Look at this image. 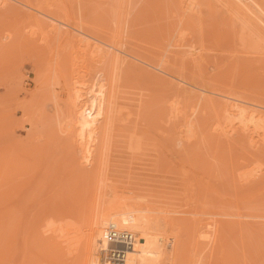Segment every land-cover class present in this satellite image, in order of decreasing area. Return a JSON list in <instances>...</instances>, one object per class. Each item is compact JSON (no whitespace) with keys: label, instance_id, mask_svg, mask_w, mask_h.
I'll use <instances>...</instances> for the list:
<instances>
[{"label":"rangeland","instance_id":"rangeland-1","mask_svg":"<svg viewBox=\"0 0 264 264\" xmlns=\"http://www.w3.org/2000/svg\"><path fill=\"white\" fill-rule=\"evenodd\" d=\"M159 1L163 2L164 0H0V202L2 201L0 205V256L1 253L3 255L0 257V262L2 261L0 264H8V262L9 264H22L23 260V264H57V261L62 262L63 260L65 261L64 264H80V262L81 264H90L94 258L91 257L92 255H89V252L85 251L86 249L84 247L82 248L85 250L82 248H76L74 251L72 250L73 253L71 252L72 248L70 249V241L67 240L69 237L66 234L67 229L72 227V224H76V226L80 228L78 231V240H81V230L87 223L86 221H88L94 208L97 207L99 203L101 204L102 200L110 202L113 197L115 198L117 196V199L122 195L124 196L120 197L121 200L124 198L122 201L126 200L128 203L134 204L132 196L135 193L134 202L138 205H141L143 202L142 206L144 208H142V214L145 213L146 216L149 215L148 217H151L155 212L160 213L161 211H168V215L174 219L176 226L174 230L171 229L167 235L172 238V235H174L173 232L178 233L180 230L183 233V236L188 242L189 249H187L190 250L189 264H198V262L199 264H264V38L260 37L261 34L258 35L257 31L260 29L259 27L264 28V23H262L264 12L261 13L263 16L256 12L258 17H261L260 22L257 19L258 17H255V14H250L253 16V21V19H251L252 17L248 15L251 11L247 9H245V11H247L246 13L248 14L245 16H250V18H247L242 14L240 15V13L244 12L242 11L243 7H241L242 12H240L239 9H236L238 6L234 7L231 3L230 5H233L232 7L236 9L234 10L229 5L230 0H228L227 3L230 8L223 0H181L182 3L178 0L177 3H181L184 8L177 6L176 0L171 2L169 5L170 7L162 5L161 7L163 8H161ZM248 1L251 9L252 6H254L253 8L255 10L252 9L253 11H256L255 6L257 1H259V3L261 2V6L264 8V0H256V2H254V0ZM72 2H74V4ZM188 3L191 4L190 7V4ZM237 11H239V13ZM246 13L244 12V14ZM239 16L241 17L240 20L238 19ZM256 19L259 21L258 24H262L261 26H256L257 23L252 24V22H256ZM251 29H254V31ZM117 40L120 41L118 42ZM114 43H117L116 47ZM141 53L142 55L144 54L145 57L144 55L140 57L139 54ZM115 56L117 57L118 62L116 61ZM111 57L112 59L114 57L115 60H110L109 58ZM143 60L147 62L145 63ZM114 61L117 64L114 63ZM120 61L121 63H119ZM118 64H121L123 68ZM117 66L119 68V71L117 70L118 73L121 72L119 75L123 76H119L120 79L117 78L118 74L117 71H115V69H118ZM129 67H131V69H129ZM163 67L166 70H164ZM169 68L171 70H169ZM167 70L170 74L173 73V75L181 74L180 76H182L183 79L186 77L185 80L187 83L183 82L186 85L181 83L178 87L173 84V79L176 80V78L173 77L172 74H168ZM110 71H113L112 73L115 71V74L117 75L116 78L118 79L117 81L115 78L117 82H114L116 92L119 96V99L116 98L118 100L116 102L123 104L120 106V104L117 103L120 107H117L115 104V107L121 110L114 112V108L113 115H115V118H113L114 116L112 117L113 119L107 125L108 128L106 127L105 129H102L103 131L101 132L103 133L100 131L96 133L95 127L98 120L103 117H100V115H104V113L97 111V108L95 107H91L93 110L89 107V110L86 109V111L83 112V117L87 120L86 123L79 120L71 121V119H80V117L74 115L71 112V109H69L71 108V104H69L71 103L70 94L78 87L80 92L85 95V98L87 95L88 98L85 100H90V98L95 95L96 91L102 86L105 85L106 87L107 83H105V81L109 82L108 79L112 77ZM132 72H136V75L141 74L139 76L140 78L143 76L141 79L144 80H141L138 76L137 81L135 82V80H132L131 78H136L137 76H135V74L131 76L129 75L132 74ZM189 72L192 75H190ZM142 73L144 75H142ZM126 75L130 76V78L126 77ZM113 76L115 77V75ZM162 76L165 77H163V81H167V83H165L166 85L161 81ZM169 76L172 77L170 78ZM114 77H112L113 81ZM195 77H199V80L198 78L195 79ZM157 79L160 82L149 85V83H154ZM170 79H172V83L169 82ZM128 82L130 84H128ZM198 82L200 83L198 84ZM116 85L117 87L120 86L116 88ZM125 85L128 87L122 92V89L124 88L121 87H124ZM208 85H211L214 89L217 88L220 90L223 88V94L229 93L228 108L224 107L225 105L221 98L223 95L219 94L223 90L216 93V90H211ZM150 86H153L152 89ZM160 86H162L164 90L160 88ZM156 89L159 93L155 92ZM166 89H168V92H166ZM170 89L173 92V95L170 93ZM129 91L132 92L130 93ZM151 91H154L153 94H151ZM144 92H150L151 95ZM67 93H69L70 100L68 99ZM90 93H92V95ZM156 93L158 95H156ZM167 93H169V95ZM183 95L185 98L188 97L185 99ZM234 95H241L245 99H238L236 98L238 96L234 97ZM156 96L160 97L159 100ZM207 96L210 97L208 98ZM169 99L171 102H169ZM130 100L132 101L130 102ZM125 101H129L130 103H126ZM136 102H138V105L135 104ZM168 102L170 104H167ZM190 103L193 105L191 104L190 106ZM230 103H234V106L231 107ZM131 104L133 109L130 107ZM183 104L186 106H183ZM194 104L196 106H194ZM210 104H212V106ZM218 104L220 106H218ZM208 105L210 107H207ZM213 105L217 106V110ZM174 106H176V108ZM121 107L124 108L122 109ZM140 107L146 108L141 110L139 109ZM181 107L182 109L180 110ZM196 107L200 108L199 111ZM229 107L232 109V114L230 116H228L229 114H225L229 112ZM209 108H211V110ZM221 108L223 109L221 110ZM65 109L67 111H65ZM135 109L137 111L139 110L137 112L138 114ZM212 109H215L216 111H213ZM226 109H228V112H225L227 111ZM128 110L132 112L130 113ZM140 110L143 111V113H141ZM178 112L180 114H178ZM193 112L200 114H194ZM116 113L118 114L116 115ZM126 113H130V115ZM140 113L142 115H140ZM152 114L154 115V119ZM126 115L128 116L125 117ZM135 115L136 119L134 118ZM139 115L140 118L138 117ZM193 115H196V117L194 118ZM218 115L220 117L222 115L221 119L219 117V121L217 120ZM72 116L75 118H72ZM160 116L163 117V120L161 119L162 117L159 118ZM200 116L202 117L200 118ZM205 116H208V119ZM128 117L129 119L131 118L133 124L130 123L131 121L128 120ZM141 117L144 119L142 122H140L142 120ZM189 117L192 118L191 121H189ZM203 117L205 118L204 121ZM93 118L95 119V122ZM181 118L182 120L184 119V123ZM212 119L220 124H222L221 122L225 124L220 125L219 123L212 121ZM157 120H159V122H156ZM78 121L80 123H78ZM125 121L129 123V125ZM172 121L176 123L173 124ZM75 122L77 123L75 124ZM124 122L126 123L125 126L123 125ZM193 122H196V124L199 123L195 125ZM160 123L163 127L160 126ZM185 123L186 125H184ZM79 124H83V126H79ZM130 124L132 126H130ZM147 124H151V126ZM175 124L176 127H174ZM191 124L193 126H191ZM218 124L223 127L225 125L227 126H225V128L221 127L222 130H225H223L224 132L221 133V128L219 129ZM63 125L64 127H67L66 129L69 133L63 128ZM133 125L134 128H132ZM194 125L197 128H195ZM92 126H94V128ZM123 126L126 127V129H123L124 131L121 129L124 128ZM147 126L151 127L148 128L150 130L146 128ZM168 126L172 128V133ZM214 126L218 128L215 129ZM88 127L89 129H87ZM183 127L188 129L185 128V133L189 132L191 134L195 132L190 135V137H193L194 139L190 138L188 133L189 138H187V140L185 139L187 134L183 135ZM191 127L192 129L195 128V130L193 129V131ZM71 129L77 133L72 132ZM114 129H116L117 132L116 130L112 131ZM126 130L129 132H126L125 134L124 132ZM166 130L170 133L168 131L167 133ZM178 130H181V132H177ZM118 131H121L124 134L122 135V133ZM148 131L151 132L148 133ZM70 132H72V134H70ZM152 132L154 133L153 136ZM210 132L214 135L212 133L210 135ZM215 132H217V135L219 133H221V135L217 136L215 135ZM117 133H120L124 138H122V136H117ZM168 134L171 136L175 134L174 136L177 135V137L182 136V140L184 141L190 139L186 142L189 147H186V144L183 146L177 145L178 150L180 149L179 151L177 150L179 154L181 153V149L182 154L186 153L187 148L190 149H187L189 152H193V149H195L194 153L190 152L192 155H196L198 152L202 153L206 150H217V148L219 150H222L221 148L225 149V152H223L224 150L222 151L225 153V156L221 171L217 169L216 165L213 166L214 171L208 173L198 165L188 163L179 164V161L176 160H171V162H169L171 164L163 162V159L161 158L163 157V154L160 149H163L165 141L171 137ZM71 135H73V138H71ZM74 135L76 138H74ZM124 135L130 137V140L127 141V137L125 138ZM136 135L138 136L134 139V136ZM222 135H224V138L220 137ZM113 136L118 140L114 139ZM141 136H144V138ZM138 137L140 139H138ZM212 137H214V139ZM150 138L151 140L153 139L154 142L150 141ZM210 138L213 139L212 141L215 140L213 143L216 142V145L213 144V146H211V142L207 143V141H211ZM225 138L229 139L227 140ZM123 139H126V142H124L125 144L122 141ZM136 139L139 140L140 143L136 141ZM142 139L148 140L149 144H151L150 142L154 143L151 144V146H158V148L157 146H154L156 148L155 150H160L155 152L157 155L153 152L155 150H149V148H152L151 146L146 147L145 144H147V141L145 140L146 142L144 141L145 143H143ZM161 139L166 140H163L164 142H162ZM195 139H198V141H195ZM216 139H220V141L218 140L219 144ZM77 140L79 142L86 141L88 144L95 143L96 145V142L98 141L101 142V145L105 144V146L102 145L103 148L102 146H99L100 143H97L99 146L97 148L102 147L104 150L106 149L105 151L109 149L107 153L103 154L105 159L103 158L104 160L102 159V161H100L101 164L98 163V156L95 154L94 156L92 155V157L90 156L92 158L90 160L93 161V167L91 166L92 163L90 160L88 163L83 164L81 159H79L80 157L77 158L75 156L77 155V148H80ZM119 140H121L120 143ZM129 142H132V146L130 145L131 148L137 147L136 144L139 147V149L137 148L138 150L134 148V151H131L134 155L131 154V149L127 151V147L131 144ZM190 142L193 144L194 148H192ZM127 143L129 144L126 147L125 145ZM134 143L135 146H133ZM139 144L143 145V149L141 147L142 145L140 146ZM222 144L223 146L224 144L227 145L224 148L221 146ZM199 146H201L200 149L202 150L204 147L207 149L205 148L206 150L196 151L199 150ZM111 147L115 150L113 151ZM72 152L74 156L72 155ZM141 153L144 157L146 154V157L144 158ZM151 153L154 154L155 157ZM109 155H112V158ZM136 155V159L139 160L136 161V159H134L136 162L132 163L131 160H133ZM156 156L162 159L161 162L160 160L155 161L156 165H154L156 168H158L157 163L164 165L166 163L170 168H167L168 166L166 165V167H163L164 165H162L165 169L159 167L162 171L160 169H158L159 171H155L157 169L152 163H154L153 160L157 158ZM152 157L154 159H152ZM124 158L128 160V162L123 161ZM158 158L156 160H158ZM140 159L142 162H140ZM78 160H80L83 167L78 163ZM121 160L124 163H122ZM145 160L147 161V164L151 166L153 165V168L147 165ZM164 161L167 160L164 159ZM112 163H114L113 167L110 166ZM134 163L135 165H133ZM73 164L77 168L80 166L79 170H81L83 174L80 173ZM105 164L107 165L105 166ZM129 164L133 168L129 167ZM160 164L158 166H160ZM65 165H67V167ZM90 166L93 169H91ZM110 167L113 169H118L119 167L118 170L121 168L122 171L125 173L127 172L126 175H124V172V176H122V172L117 175L119 176L121 174L120 176L122 177L130 178L125 180L121 178L118 180L120 176L117 177V175L114 174L115 171L116 173L118 172L117 169L112 170ZM67 168L71 169V171H68ZM87 168H90L93 171L91 172V170H89V173ZM109 168L112 170V173H110L111 171ZM132 169L133 172L131 171ZM144 169H147L148 171ZM151 169L153 171H151ZM167 170L169 172H167ZM87 171L88 173H86ZM135 171H138L139 173ZM163 171L166 172L163 174ZM142 172L146 177H143ZM140 173L142 174L141 176L138 175ZM80 174L81 176L84 175L85 178L83 176L80 178ZM88 174L90 177H88ZM108 174L115 175L114 177L118 178V181L116 182V179L110 176L115 179L114 181L118 184L117 186L113 181L114 184H116V188L111 181L113 179L110 180ZM147 176L151 177L152 182ZM9 177H11V179ZM94 177H96V179H94ZM137 177L140 178L138 179ZM141 177H143L142 179L144 181ZM82 178L84 179L80 180ZM86 180L89 183L86 182V184L84 182ZM145 180H148L149 182ZM100 183L103 186V188L100 187L101 189H99V186H101L99 185ZM126 183H129V185ZM135 183L140 185L141 189L139 190L141 191L143 184L147 183L143 186V188L145 187L144 190L146 188L150 189L152 186V191L154 190L153 188H155L158 193L155 191L152 192L151 189L143 190V193L141 191L139 192ZM107 185L109 186L107 187ZM125 185H127V188L124 187ZM130 185L133 186L130 187ZM173 185L175 187H173ZM171 187H173L172 190L175 188V190H173L174 195H172V193L169 194V192H172ZM162 188L165 190V192L163 191L164 193L160 192L162 191ZM189 189H191V192L188 197H185L186 191ZM107 190L109 193L110 191L112 192L113 190L114 192L115 190V193L112 194V192L108 195ZM131 190L132 193L130 192ZM175 191L179 195L175 194ZM116 192H118V195H116ZM119 192H121V194ZM145 192L148 194H145ZM154 193L163 195L164 197L161 196L160 198V196H156ZM141 195H143L142 197L144 199ZM146 195L150 196L147 197ZM169 195L175 197L171 198ZM110 196L111 198H109ZM137 196H140L142 199H137ZM23 198L27 202L26 204ZM149 198L150 200H148ZM135 200H138L137 202L139 203ZM104 201H102V203H108L107 201ZM2 204L5 206L1 207ZM11 204L13 207H11ZM148 206L153 207L155 210ZM7 207L8 209H6ZM147 207L149 209H147ZM144 210L146 212H144ZM6 213L11 214L8 215ZM149 213H151V215ZM184 220L188 223L185 228L182 227V222ZM4 222L6 225L8 224L7 227H5L6 225H4ZM57 224H60L59 227ZM64 224L67 228L63 226ZM1 225L4 226L2 227ZM62 227H64V230L66 229L65 233H63L65 237L62 235L64 238L57 234L59 233L60 235V232H64L60 231ZM55 231L56 233H54ZM219 231L224 235L221 240L217 235V232ZM4 233H7L6 236H4ZM133 233L136 235L137 232ZM11 235L17 241L12 238ZM51 235L52 237L55 235L53 237L55 242L53 239L51 240ZM167 235L162 236L167 239L169 238ZM3 239L8 244H4L5 242L3 243V241H1ZM5 239L9 241H6ZM62 239L65 240L63 241ZM9 243H12V251L11 248H9ZM47 244L50 245L48 246ZM61 245L62 247L64 245L65 248L60 247ZM166 245H168L167 240L165 244L160 247ZM1 247L7 249L4 250L2 248V250ZM61 248L63 249V252L59 254L60 251H62ZM6 252L7 255H5ZM68 252L70 255L69 258L67 256ZM18 254L21 256H18ZM94 256L99 258L101 252L94 253ZM5 257L7 260L4 259ZM57 258H60L61 260ZM78 258H81L83 261L81 259L78 260ZM54 259L57 261H54ZM163 264L171 263L166 259Z\"/></svg>","mask_w":264,"mask_h":264},{"label":"bare ground","instance_id":"bare-ground-1","mask_svg":"<svg viewBox=\"0 0 264 264\" xmlns=\"http://www.w3.org/2000/svg\"><path fill=\"white\" fill-rule=\"evenodd\" d=\"M124 1H126V0H124ZM172 1H174V0H164L163 2H161V1H159V4H160V7L162 6V5H166L165 7H168L170 4H171V2ZM177 1L178 0H176V3H177ZM179 1H181V0H179ZM185 1V0H184ZM188 1H190V0H188ZM223 1H225V3L227 4L228 3V0H223ZM248 0H230V3H229V5L232 3L233 5H234V7H237L238 6V8H236V9H239L240 10V12H242V11H244L245 13L247 12V11H245V9H247V10H249V11H251V13H246V14H244V12H242V13H240V15L242 14L243 16H245V15H252V14H255V17H258V15H257V13L259 14H261V13H263L264 12V8L261 6L262 5V3L260 4L259 3V1H257V3H256V11H253L252 9H254L253 7L254 6H252V9L250 8V6H249V4L250 3H248L247 2ZM187 2V1H186ZM253 2V1H252ZM254 2H256V0H254ZM73 4H74V2H72ZM181 3H182V1H181ZM179 4V2L177 3V6H181L182 8H184L183 6H182V4ZM184 3V2H183ZM191 3V2H190ZM190 3H188V4H190ZM70 4H71V2H70ZM69 4V5H70ZM72 4V5H73ZM158 4V3H157ZM225 4V5H226ZM76 5V4H75ZM74 5V6H75ZM228 5V4H227ZM228 5V6H229ZM232 5V6H233ZM242 5V6H241ZM132 6V5H131ZM158 6V5H157ZM191 6V4L189 5V7ZM231 6V5H230ZM230 6H229V8H230ZM231 6V7H232ZM264 6V5H263ZM170 7V6H169ZM186 7H188V6H186ZM234 7H232L233 9H234ZM241 7H243V9L241 8ZM161 8H163V7H161ZM236 9H234V10H236ZM241 9H242V11H241ZM255 10V9H254ZM238 13H239V11H237ZM237 12H236V14H237ZM254 12V13H253ZM257 12V13H256ZM259 14V15H260ZM264 14V13H263ZM263 14H261L262 16H263ZM250 15V16H251ZM242 16V17H243ZM250 16H245V17H247V18H250ZM252 18L251 19H253V16H251ZM187 18V17H186ZM240 16H239V20H240ZM244 18V17H243ZM259 21L261 20V17H258L257 18ZM257 19L255 20L256 22H252V24L254 23V24H256V26L258 25H260V24H258V22L259 21H257ZM264 20V19H263ZM263 20H262V23H264L263 22ZM245 21V20H244ZM253 21H254V19H253ZM243 22V21H242ZM241 22V23H242ZM261 22V21H260ZM262 25V24H261ZM260 25V26H261ZM245 26H246V24H245ZM258 28V27H257ZM260 28V29H259ZM258 29L259 30H257L258 31V35L259 34H261L260 35V37H262V38H264V28H261V27H259ZM252 30V29H251ZM252 31H254V29L252 30ZM260 31V32H259ZM252 33V32H251ZM120 36V35H119ZM118 41V40H117ZM120 41V40H119ZM118 41V42H119ZM116 42V41H115ZM117 42V43H118ZM117 43L115 44V47H116V45H117ZM122 43V42H121ZM114 46V45H113ZM118 46H119V44H118ZM131 49V48H130ZM141 49V48H140ZM144 50V49H143ZM134 52H136V51H134ZM139 52V51H138ZM184 52V51H183ZM137 53V52H136ZM145 53V52H144ZM148 53H149V51H148ZM134 54V53H133ZM151 54V53H150ZM155 54V53H154ZM105 55V54H104ZM104 55H102L103 57H105ZM140 55V57L141 56H143L142 55V53L141 54H139ZM148 55V54H147ZM112 56V55H111ZM114 56V55H113ZM117 56V55H116ZM115 56V58H116V61L118 62V59H117V57ZM144 57H145V55H144ZM155 57V56H154ZM194 57H195V55H194ZM121 58V57H120ZM124 58V57H123ZM138 58V57H137ZM147 58V57H146ZM155 58H157V57H155ZM101 59V58H100ZM110 60L112 59V57L111 58H109ZM113 59H114V57H113ZM113 59H112V61H113ZM140 59H143V58H140ZM162 59V58H161ZM194 59V58H193ZM192 59V60H193ZM115 60V59H114ZM156 60V59H155ZM123 61V60H122ZM136 61V60H135ZM144 61V60H143ZM159 61V60H158ZM132 62V61H131ZM145 62V61H144ZM147 62V61H146ZM145 62V63H146ZM151 62V61H150ZM106 63H107V61H106ZM111 63V62H110ZM114 63H116L115 61H114ZM119 63H121V61L119 62ZM141 63V62H140ZM198 63V62H197ZM117 64V63H116ZM115 64V65H116ZM132 64V63H131ZM155 64H156V62H155ZM11 65V64H10ZM119 65V64H118ZM124 65H125V63H124ZM133 65V64H132ZM161 65V64H160ZM165 65V64H164ZM111 66V65H110ZM119 66H121V64L119 65ZM142 66V65H141ZM122 67V66H121ZM124 67H126V66H124ZM134 67V66H133ZM166 67V66H165ZM113 68V67H112ZM111 68V69H112ZM116 68V67H115ZM117 68H118V66H117ZM123 68V67H122ZM164 68V67H163ZM110 69V68H109ZM121 69V68H120ZM128 69V68H127ZM129 69H131V67H129ZM128 69V70H129ZM139 69V68H138ZM142 69V68H141ZM154 69V68H153ZM160 69H161V66H160ZM119 71V68L118 69H115V71ZM125 70V69H124ZM124 70H122V71H124ZM134 70V69H133ZM136 70V69H135ZM143 70V69H142ZM164 70H166L165 68H164ZM169 70H171L170 68H169ZM108 71V70H107ZM115 71H114V73H112L111 71V73H112V77H114L113 75H115V77H114V81H113V79H112V77H110V79H108V81L109 82H106L105 81V83H107V85H106V87H105V85L104 86H102L98 91H96V93H95V95H93L91 98H90V100L88 99V100H85V99H87L88 97H87V95H86V98L84 97L85 95H83L81 92H80V90L78 89V87H77V89L76 90H74V91H72L71 92V96H70V98H71V103H69V104H71L70 105V107L71 108H69V109H71V112L74 114V115H76V116H79L80 117V119H82V120H80V119H71V121H73V120H79V121H81V122H84V123H86L87 122V120L83 117V112H85L86 111V109L87 110H89L88 108L90 107V109H92L91 107H95V108H97V111H101V113L103 112L104 113V115H100V117H102L101 119H99L100 120V122H99V120H98V123H97V125H96V127H95V131H96V133H98V131H103L102 129H105L106 127L108 128V124L111 122V120L113 119V118H115V115H113V113L114 112H117L118 110H121V109H118V108H116L115 107V104L117 105V107H120L121 106V104H123V103H120V102H116V101H118L117 99H119V96H118V94H117V92H116V89H115V84H114V82L117 80L118 81V79L117 78H119V76H121V75H119V74H121V72H119L118 73V71H117V74H118V76L115 74ZM121 71V70H120ZM132 71V70H131ZM139 71V70H138ZM147 71V70H146ZM105 72H106V70H105ZM126 72V71H125ZM128 72V71H127ZM148 72V71H147ZM150 72H152V71H150ZM149 72V73H150ZM171 72V71H170ZM173 72V71H172ZM107 73V72H106ZM138 73V72H137ZM166 73V72H165ZM167 73L168 74H170L169 73V71L167 70ZM180 73V72H179ZM190 73V72H189ZM188 73V74H189ZM193 73V72H192ZM198 73V72H197ZM92 74V73H91ZM109 74V73H108ZM126 74H128V73H126ZM133 74H135V76H137L136 78L135 77H133V78H131L132 80L134 79L135 80V82L137 81V78H138V76L139 75H141V74H137L136 75V72H132V74H129L130 76L131 75H133ZM157 74V73H156ZM172 75H173V73H171ZM170 74V75H171ZM183 74V73H182ZM194 74V73H193ZM199 74V73H198ZM201 74H203V73H201ZM96 75V74H95ZM125 75V74H124ZM142 75H144L143 73H142ZM147 75V74H146ZM167 75V74H166ZM165 75V76H166ZM181 74H179V75H173V77H175L176 78V80L175 79H173L174 81H173V84H175L176 86H180V84L182 83V84H185V83H183V82H186V77H185V79H183L182 78V76H180ZM190 75H192L191 73H190ZM98 76V75H97ZM107 76V75H106ZM116 76H117V78H116ZM130 76H127L126 75V77H129L130 78ZM150 76V75H149ZM149 76H148V78H149ZM168 76V75H167ZM185 76V75H184ZM194 76H196V75H194ZM99 77V76H98ZM121 77H123V76H121ZM143 77V76H142ZM141 77V78H142ZM163 77L164 76H162V78H161V81H163ZM170 78L172 77V76H169ZM178 77H181V78H178ZM71 78V77H70ZM94 78V77H93ZM115 78H116V80H115ZM125 78V77H124ZM123 78V79H124ZM139 78H140V76H139ZM140 78V79H141ZM148 78H147V81H148ZM165 78V77H164ZM198 78V80H199V77H197ZM196 77H195V79H197ZM208 78V77H207ZM99 79V78H98ZM120 79V78H119ZM128 79V78H127ZM139 79V80H140ZM145 79H146V77H145ZM150 79V78H149ZM169 79V78H168ZM209 79V78H208ZM64 80H66V79H64ZM73 80V79H72ZM106 80V79H105ZM121 80H122V78H121ZM129 80V79H128ZM141 80H144V79H141ZM164 80H167V79H164ZM171 80L172 79H170L169 80V82H171ZM188 80V79H187ZM192 80V79H191ZM93 81V80H92ZM97 81V80H96ZM116 81V82H117ZM120 81V80H119ZM150 81H151V79H150ZM157 81V82H156ZM154 83H149V85H153V84H155V83H158V82H160V81H158V79L156 80ZM189 81H190V78H189ZM204 81V80H203ZM209 81H211V80H209ZM77 82V81H76ZM89 82V81H88ZM126 82V81H125ZM141 82V81H140ZM153 82V81H152ZM164 82V81H163ZM169 82H168V84H169ZM192 82V81H191ZM67 83H69V82H67ZM72 83V82H71ZM121 83V82H120ZM122 83H123V80H122ZM121 83V84H122ZM143 83H145V82H143ZM165 83H167V81L166 82H164V84ZM172 83V82H171ZM171 83H170V86H171ZM187 83V82H186ZM200 82H198V84H199ZM206 83V82H205ZM125 84V83H124ZM128 84H130L129 82H128ZM127 84V85H128ZM132 84V83H131ZM134 84V83H133ZM139 84V83H138ZM137 84V85H138ZM142 84V83H141ZM160 84V83H159ZM162 84V83H161ZM206 84H208V83H206ZM210 84V83H209ZM91 85V84H90ZM101 85H103V84H101ZM145 85H147V84H145ZM149 85H147V86H149ZM166 85V84H165ZM186 85V84H185ZM194 85V84H193ZM197 85V84H196ZM201 85V84H200ZM211 85H212V83H211ZM211 85H208L209 87H210V89L211 90H213L214 88H212L211 87ZM68 86V85H67ZM70 86V85H69ZM72 86V85H71ZM86 86V85H85ZM120 86V85H119ZM118 86V87H119ZM163 86V85H162ZM162 86H160V88H162L163 90H164V88L162 87ZM175 86V87H176ZM182 86V85H181ZM188 86H190V85H188ZM195 86V85H194ZM87 87L89 88V86L87 85ZM105 87V88H104ZM117 87V85H116V88H118ZM126 87H128V86H122L121 88H124V89H122V92L125 90V89H127ZM134 87V86H133ZM132 87V88H133ZM141 87H142V85H141ZM153 87V86H152ZM152 87L150 86V88L152 89ZM167 87H169V86H167ZM173 87V86H172ZM193 87V86H192ZM192 87H190V88H192ZM199 87V86H198ZM71 88V87H70ZM144 88V87H143ZM147 88V87H146ZM166 88V87H165ZM170 88V87H169ZM182 88V87H181ZM187 88V87H186ZM68 89V88H67ZM66 89V90H67ZM73 89V88H72ZM71 89V90H72ZM82 89H84V88H82ZM81 89V90H82ZM130 89V88H129ZM150 89V90H151ZM158 89V88H157ZM157 89L155 90V92H158L159 91V89H158V91H157ZM199 89V88H198ZM95 90V89H94ZM120 90V89H119ZM143 90H145V89H143ZM147 90V89H146ZM149 90V91H150ZM161 90V89H160ZM163 90H162V92H163ZM168 89H166V92H168L167 91ZM173 90V89H172ZM176 90V89H175ZM179 90V89H178ZM181 90V89H180ZM186 90V89H185ZM188 90V89H187ZM192 90H194L193 88H192ZM211 90H210V92H211ZM216 90V93H219L220 92V90H223V88H221L220 90L219 89H217V88H215L214 89V91ZM218 90V91H217ZM117 91H118V89H117ZM132 91H134V90H132ZM131 91V92H132ZM226 91H228V90H226ZM226 91H225V93H226ZM69 92V91H68ZM87 92V91H86ZM119 92V91H118ZM128 92V91H127ZM130 92V91H129ZM130 92V93H131ZM136 92V91H135ZM153 92L154 91H151V94H153ZM161 92V91H160ZM161 92V93H162ZM165 92V91H164ZM194 92V91H193ZM198 92V91H197ZM224 93V90L223 91H221V93ZM229 92V91H228ZM239 92V91H238ZM92 93H94V92H92ZM92 93H90L91 95H92ZM143 93V92H142ZM144 93H149L150 94V92H144ZM159 93V92H158ZM170 93L173 95V92L171 91V89H170ZM214 93V92H213ZM221 93H219L220 95H223V97H221L222 99H223V104L225 105L224 107H227L228 108V106H229V104H228V98H229V93L228 94H221ZM66 94V93H65ZM68 95V99H69V93H67ZM120 94L122 95V93L120 92ZM128 94V93H127ZM137 94H138V92H137ZM150 94V95H151ZM163 94V93H162ZM166 94V93H165ZM164 94V95H165ZM168 95H169V93H167ZM177 94V93H176ZM187 94V93H186ZM198 94V93H197ZM116 95H117V97H116ZM147 95V94H146ZM149 95V96H150ZM156 95H158L157 93H156ZM178 95V94H177ZM176 95V96H177ZM192 95V94H191ZM209 95V94H208ZM211 95V94H210ZM89 96V95H88ZM145 96V95H144ZM179 96V95H178ZM177 96V97H178ZM184 96V95H183ZM218 96V95H217ZM236 96H238V97H236ZM58 97V96H57ZM146 97H148V96H146ZM157 97V96H156ZM164 97V96H163ZM170 97H171V95H170ZM173 97V96H172ZM182 97V96H181ZM188 97V96H187ZM186 97V98H187ZM208 98L210 97V96H207ZM213 97V96H212ZM220 97V96H219ZM234 97H236V98H238V99H245L243 96H241V95H234ZM240 97V98H239ZM117 98V99H116ZM123 98V97H122ZM132 98V97H131ZM142 98H143V96H142ZM141 98V99H142ZM158 98V100H159V96L157 97ZM161 98H162V96H161ZM166 98V97H165ZM179 98V97H178ZM184 98H185V96H184ZM185 98V99H186ZM190 98V97H189ZM195 98V97H194ZM67 99V100H68ZM198 99V98H197ZM196 99V100H197ZM213 99V98H212ZM211 99V100H212ZM66 100V101H67ZM70 100V99H69ZM121 100V99H120ZM123 100V99H122ZM134 100V99H133ZM139 100V99H138ZM148 100V99H147ZM174 100V99H173ZM177 100H179V99H177ZM176 100V101H177ZM183 100V99H182ZM189 100V99H188ZM132 100H130V102H131ZM141 101V100H140ZM150 101V100H149ZM152 101V100H151ZM168 101V100H167ZM186 101V100H185ZM184 101V102H185ZM202 101V100H201ZM204 101V100H203ZM221 101V100H220ZM64 102V101H63ZM123 102V101H122ZM126 102V101H125ZM124 102V103H125ZM129 101H127L126 103H130ZM153 102V101H152ZM157 102V101H156ZM169 102H171L170 101V99H169ZM167 103V104H170V103ZM174 102V101H173ZM196 102H198V101H196ZM210 102V101H209ZM213 102V101H212ZM120 104V106L118 105V104ZM143 103H144V101H143ZM153 103H155V102H153ZM175 103H177V102H175ZM179 103H180V101H179ZM182 103V102H181ZM186 103H187V101H186ZM185 103V104H186ZM199 103H200V101H199ZM65 104V103H64ZM132 104H133V102H132ZM132 104H131V106L130 107H132ZM135 104H137L138 105V102H136ZM150 104V103H149ZM152 104V103H151ZM191 104L192 103H190V106H191ZM196 104V103H195ZM194 104V106H196ZM208 104V103H207ZM231 105V107H233L234 106V103H230ZM68 105V104H67ZM126 105V104H125ZM124 105V106H125ZM173 105H175V104H173ZM182 105V104H181ZM193 105V104H192ZM197 105H198V103H197ZM205 105H206V103H205ZM211 106H212V104H210ZM65 106H66V104H65ZM69 106V105H68ZM123 106V105H122ZM158 106H159V104H158ZM162 106V105H161ZM183 106H186V105H184L183 104ZM189 106V105H188ZM193 106V107H194ZM204 106V105H203ZM213 106H215L214 108L216 109V105H213ZM218 106H220L219 104H218ZM128 107V106H127ZM136 107V106H135ZM169 107H171V106H169ZM173 107V106H172ZM175 108H176V106H174ZM201 107V106H200ZM207 107H210L209 105L207 106ZM206 107V108H207ZM114 108H115V111H114ZM122 109L124 108V107H121ZM144 108H146V107H144ZM143 107L141 108H139V109H141V110H143L144 109ZM150 108V107H149ZM153 108H154V106H153ZM185 108V107H184ZM183 108V109H184ZM187 108V107H186ZM197 108V107H196ZM204 108H205V106H204ZM117 109V110H116ZM128 109H130V108H128ZM132 109H133V107H132ZM177 109H179V108H177ZM182 109V107L180 108V110ZM199 109L200 108H197V110L199 111ZM203 109V108H202ZM210 110H211V108H209ZM213 110V111H216V110ZM219 109V108H218ZM223 108H221V110H222ZM229 109H230V107H229ZM93 110V109H92ZM125 110H126V108H125ZM136 110V109H135ZM140 110V111H141ZM153 110V109H152ZM152 110H150V111H152ZM156 110H157V108H156ZM158 110H159V108H158ZM165 110H167V109H165ZM195 110V109H194ZM205 110V109H204ZM227 111H225V112H228V109H226ZM65 111H67L66 109H65ZM70 111V110H69ZM68 111V112H69ZM91 111V110H90ZM114 111V112H113ZM139 111V110H138ZM137 110H136V113L138 112ZM170 111V110H169ZM174 111V110H173ZM177 111V110H176ZM175 111V112H176ZM186 111V110H185ZM192 111V110H191ZM202 111V110H201ZM232 109H230L229 110V112L228 113H225V114H229L228 116H230L231 114H232ZM70 112V113H71ZM128 112H130L129 110H128ZM132 112V111H131ZM130 112V113H131ZM153 112V111H152ZM151 112V113H152ZM212 112V111H211ZM69 113V114H70ZM71 113V114H72ZM88 113V112H87ZM130 113H126V114H129L130 115ZM141 113H143V111H141ZM140 113V115H142ZM145 113V112H144ZM166 113V112H165ZM170 113V112H169ZM169 113H168V115H169ZM183 113V112H182ZM194 113V112H193ZM204 114H206L205 112H203ZM208 113V112H207ZM222 113V112H221ZM220 113V114H221ZM68 114V113H67ZM72 114V115H73ZM118 113H116V115H117ZM138 114V113H137ZM147 114V113H146ZM163 114V113H162ZM175 114V113H174ZM173 114V115H174ZM177 114V113H176ZM178 114H180L179 112H178ZM184 114H185V112H184ZM191 114V113H190ZM194 114H200V113H194ZM213 114V113H212ZM218 114V113H217ZM219 114V115H220ZM223 114H224V112H223ZM132 115V114H131ZM140 115L138 116L139 118H140ZM153 115V114H152ZM183 115V114H182ZM192 115V114H191ZM190 115V116H191ZM201 115H202V113H201ZM208 115H210V114H208ZM216 115V114H215ZM215 115H214V118H215ZM217 116L216 118H217V120L219 121V117L220 116ZM9 116H11V115H9ZM65 116V115H64ZM90 116H91V114H90ZM114 116V117H113ZM128 115H126L125 117H127ZM147 116H148V114H147ZM149 116H150V114H149ZM167 116V115H166ZM171 116V115H170ZM169 116V117H170ZM185 116H186V114H185ZM225 116V115H224ZM74 116H72V118H73ZM113 117V118H112ZM131 117V116H130ZM134 117V116H133ZM143 117H145V116H143ZM162 116H160L159 118H161ZM177 117H179V116H177ZM184 117V116H183ZM188 117V116H187ZM192 117V116H191ZM193 117L195 118L196 117V115L194 116L193 115ZM198 117V116H197ZM202 116H200V118H201ZM207 119H208V116H205ZM210 117V116H209ZM213 117V116H212ZM221 117H222V115H221ZM221 117H220V119H221ZM75 118V117H74ZM135 119H136V115H135V117H134ZM159 118H157V119H159ZM168 118V117H167ZM167 118H166V120H167ZM190 118V117H189ZM200 118H198V119H200ZM65 119V118H64ZM94 119V118H93ZM133 119V118H132ZM141 121L140 122H142L144 119L141 117ZM153 119H154V115H153ZM162 120H163V117L161 118ZM161 119H160V122H161ZM169 119V118H168ZM170 119H171V117H170ZM180 119V118H179ZM186 119V118H185ZM191 119L192 118H190V120L189 121H191ZM197 119V118H196ZM224 119V118H223ZM125 120H126V118H125ZM128 120H130L131 122L130 123H132L133 124V122H132V120H131V118L129 119V117H128ZM127 120V121H128ZM177 120V119H176ZM175 120V121H176ZM181 120H182V118H181ZM184 120V119H183ZM182 120V121H183ZM205 120V118L203 117V121ZM211 120V119H210ZM78 121V123H80ZM121 121L123 122V120L121 119ZM120 121V122H121ZM133 121H135V120H133ZM146 121V120H145ZM150 121V120H149ZM174 121V120H173ZM172 121V122H173ZM182 121H180V122H182ZM197 121H199V120H197ZM207 121V120H206ZM205 121V122H206ZM212 121H215L214 119H212ZM222 121V120H221ZM66 122V121H65ZM94 122H95V119H94ZM118 122H119V120H118ZM126 122V121H125ZM124 122V126L126 125V123ZM154 122V121H153ZM152 122V123H153ZM156 122H159V120H157ZM165 122V121H164ZM169 122V121H168ZM178 122H179V120H178ZM204 122V123H205ZM208 122V121H207ZM210 122V121H209ZM216 122V121H215ZM226 122V121H225ZM68 123V122H67ZM77 122H75V124H76ZM147 123V122H146ZM145 123V124H146ZM170 123V122H169ZM174 123H176V122H173V124ZM183 123H184V121H183ZM186 123H188L187 121H186ZM186 123L184 124V125H186ZM190 123H192V122H190ZM199 123V122H198ZM197 123V124H198ZM202 123V122H201ZM203 123V124H204ZM216 123H219V122H216ZM223 125L225 124V123H223V122H221ZM128 125H129V123H127ZM181 124V123H180ZM193 124H195V125H197L196 124V122H193ZM220 124V123H219ZM219 124H218V127H219V129L222 127V128H225V126L223 127V126H219ZM222 124H220V125H222ZM85 125V124H84ZM147 125H150L151 126V124H147ZM155 125L157 126V124L155 123ZM162 124L160 123V126H161ZM168 125V124H167ZM167 125H166V128H167ZM188 125H189V123H188ZM195 125H194V127H195ZM202 125V124H201ZM200 125V126H201ZM213 125V124H212ZM215 125V124H214ZM67 126H69V125H67ZM74 126V125H73ZM78 126V125H77ZM79 126H83V124L82 125H80L79 124ZM87 126H88V123H87ZM120 126V125H119ZM123 126V127H124ZM130 126H132L131 124H130ZM146 126V125H145ZM159 126V125H158ZM174 126V125H173ZM191 126H193L192 124H191ZM209 126V125H208ZM70 127V126H69ZM93 128H94V126H92ZM91 127V128H92ZM121 127V126H120ZM161 127H163V126H161ZM171 130H170V132L172 133L173 132V130H172V128L170 127V126H168ZM174 127H176V124H175V126ZM178 127H179V123H178ZM215 127V126H214ZM218 127H215V129L216 128H218ZM227 127V126H226ZM63 128H67V127H64V125H63ZM75 128V127H74ZM86 128V127H85ZM132 128H134V125H133V127ZM131 128V129H132ZM147 129L148 128H151V127H146ZM153 128V127H152ZM184 128V127H183ZM186 128V127H185ZM184 128V132H183V135L185 134H189V137H190V135H192L193 133H195V132H193V133H189V132H187V133H185V130L187 129H185ZM195 128H197V127H195ZM195 128H193L194 130H195ZM200 128V127H199ZM212 128V127H211ZM222 128L220 129V131H221V133L222 132H224L223 130H222ZM69 129V128H68ZM73 129V128H72ZM71 129V131L72 132H76V131H73ZM76 129V128H75ZM87 129H89V127L87 128ZM122 130L123 129H126V127H124V128H121ZM130 129V128H129ZM128 129V130H129ZM176 129V128H175ZM178 129V128H177ZM182 129V128H181ZM191 129H192V127H191ZM192 129V130H193ZM206 129V128H205ZM210 129V128H209ZM64 130V129H63ZM76 130H78V129H76ZM86 130V129H85ZM91 130V129H90ZM116 129H114V130H112V131H115ZM128 130H126L124 133L126 134V132L128 133L129 131ZM133 130V129H132ZM148 130H150V129H148ZM152 130V129H151ZM160 130V129H159ZM164 130V129H163ZM188 130V129H187ZM190 130V129H189ZM193 130V131H194ZM201 130V129H200ZM212 130H214V129H212ZM65 131V130H64ZM63 131V132H64ZM66 131H67V129H66ZM65 131V132H66ZM70 131V130H69ZM92 131H94V130H92ZM106 131H107V129H106ZM124 131V130H123ZM161 131V130H160ZM168 130H166V132H167ZM181 132V130H178L177 132ZM215 131V130H214ZM217 131V130H216ZM68 132V131H67ZM72 132H70V134H72ZM86 132V131H85ZM88 132V131H87ZM91 132V131H90ZM100 132H99V134H100ZM108 132V131H107ZM116 132H117V130H116ZM118 132H121V131H118ZM149 132H151V131H148V133ZM169 132V131H168ZM167 132V133H168ZM169 132V133H170ZM179 132V133H180ZM192 132V131H191ZM198 132V131H197ZM196 132V133H197ZM204 132V131H203ZM207 132V131H206ZM205 132V133H206ZM219 132V131H218ZM69 133V132H68ZM77 133V132H76ZM81 133H82V131H81ZM101 133H103V132H101ZM122 133V135L124 134L123 132H121ZM147 133V134H148ZM178 133V134H179ZM200 133V132H199ZM209 133V132H208ZM211 133L212 132H210V135H211ZM217 132H215V135H217L216 134ZM221 133H219L218 135H221ZM65 134H67V133H65ZM74 134V133H73ZM91 134V133H90ZM93 134V133H92ZM107 134V133H106ZM114 134V133H113ZM145 134V133H144ZM188 134L186 135V140H187V138H189L188 137ZM213 134V133H212ZM227 134H228V132H227ZM86 135V134H85ZM84 135V136H85ZM108 135V134H107ZM111 135V134H110ZM117 136H122L120 133L118 134H116ZM129 135H131V134H129ZM154 135V133L152 132V136ZM169 135V134H168ZM175 135V134H174ZM171 136V135H169V136H171L169 139H167V141H165V144H164V147H163V149H160L161 150V152H162V154H163V157H161L162 159H163V162H167V164H171V163H169V162H171V160H176V161H179V164H184V163H188V164H192V165H198V166H200V167H202L204 170H206V172H212V171H214V168H213V166H217V169L218 170H220L221 171V168H222V165H223V161H224V154L225 153H223V152H225V149H223V148H221L222 150H219L218 148H217V150H214L213 149V151L212 150H206L207 148L206 147H204V149L203 150H206V151H204V152H202V153H199L198 152V154H196V155H192V154H190V152H192V151H187V149H189V148H187L186 149V153H184V154H182V149H181V153L179 154L178 152H177V150H178V148H177V145H181V146H183V145H185L186 144V142H188V141H184V140H182V136L180 137H177V135L176 136ZM207 135V134H206ZM214 135V134H213ZM217 135V136H218ZM67 136H69L68 134H67ZM72 137L71 138H73V135H71ZM77 136V135H76ZM91 136V135H90ZM101 136H102V134H101ZM104 136V135H103ZM114 136H115V134H114ZM113 136V137H114ZM125 136V135H124ZM137 136L138 135H136V136H134V139L135 138H137ZM147 136H149V135H147ZM157 136V135H156ZM216 136V137H217ZM224 135H222V136H220V137H223ZM78 137H80V136H78ZM97 137H98V135H97ZM110 137V136H109ZM113 137H112V139H113ZM127 137V141L128 140H130V137H128L127 135L125 136V138ZM133 137V136H132ZM141 137H143L144 138V136H141ZM202 137H203V135H202ZM201 137V138H202ZM227 137V136H226ZM229 137V136H228ZM12 138V137H11ZM10 138V139H11ZM74 138H76L75 137V135H74ZM122 138H124L123 136H122ZM129 138V139H128ZM152 138V137H151ZM151 138L149 139L150 141H152V142H154L153 141V139L151 140ZM183 138V139H184ZM190 138H192V139H194L193 137H190ZM200 138V139H201ZM213 139H214V137H212ZM212 138H210L211 139V141H207V143H209V142H211L212 144H211V146H213V144H215L216 145V142L215 143H213L214 141H212L213 139ZM224 138V137H223ZM111 139V138H110ZM109 139V140H110ZM114 139H117V138H115L114 137ZM120 139V138H119ZM133 139V138H132ZM138 139H140L139 137H138ZM148 139V138H147ZM166 139H163V140H166ZM203 139V138H202ZM201 139V140H202ZM222 139V138H221ZM225 139H227V138H225ZM229 139V138H228ZM227 139V140H228ZM14 140H16V139H14ZM66 140V139H65ZM70 140V139H69ZM75 140V139H74ZM73 140V141H74ZM108 140V141H109ZM118 140V139H117ZM125 140V141H124ZM143 140V143H145L146 141V143L147 144H145L146 145V147L147 146H151V144H154V143H152V142H150L151 144H149L148 142V140H146V139H142ZM146 140V141H145ZM155 140V139H154ZM162 140V139H161ZM162 140V142H164ZM198 141V139H195V141ZM200 140V141H201ZM207 140H208V138H207ZM220 141V139H216V141L218 142V144H219V141ZM223 140V139H222ZM226 140V141H227ZM10 141H13V140H10ZM93 141V140H92ZM98 141V140H97ZM99 141H100V138H99ZM96 142V145H95V143H90V144H88V143H86V141L84 142H82V141H78L77 140V142H79V146H80V148L78 147L77 148V155H75L77 158L78 157H80L79 159H81V162L83 163V164H86V163H88L89 162V160L90 159H92L91 157H92V155L94 156V154L95 155H97L98 156V163H100V161H102V159L104 158V153H107V151L109 150V149H107V151H105L103 148V146H105V144L102 146L101 145V142ZM102 141V140H101ZM120 141L121 140H119V143H120ZM123 141V143L124 142H126V139H123L122 140ZM136 141H138L139 142V140H137L136 139ZM145 141V142H144ZM193 141V140H192ZM203 141V140H202ZM206 141V140H205ZM15 142V141H14ZM76 142V143H77ZM111 142H112V140H111ZM137 142V143H138ZM68 143V142H67ZM70 143V142H69ZM100 143V145L99 146H102V147H100V148H97V147H99L98 146V144ZM106 143V142H105ZM122 143V142H121ZM122 143V144H123ZM129 143H131V144H129ZM129 143H127L125 146L127 147L128 146V144H129V147H127V151L129 150V149H131L130 150V152L131 151H134L133 149L134 148H138L139 149V147H138V145L136 144V146L137 147H130V145L132 146V142H129ZM140 143V142H139ZM158 143H159V141H158ZM196 143H198V142H196ZM196 143H194V144H196ZM201 143H203V142H201ZM204 143H206V142H204ZM206 143V144H207ZM222 143H223V141H222ZM66 144V143H65ZM109 144V143H108ZM114 144H115V142H114ZM125 144V143H124ZM123 144V145H124ZM190 144L192 145V148H194V146H193V144L190 142ZM205 144V145H206ZM218 144H217V147H218ZM69 145H71V144H69ZM140 146L142 145V144H139ZM198 145V144H197ZM199 145H200V143H199ZM203 145V144H202ZM227 145V144H226ZM225 144H224V146H223V144L221 145L222 147H224L225 148V146H226ZM133 146H135V143H134V145ZM154 146H157V145H153V146H151L152 148H154V149H152V148H149V150H155L156 148L154 147ZM186 147H189L188 146V144H186L185 145ZM220 146V147H221ZM77 147V146H76ZM112 147H114V146H112ZM111 147V148H112ZM115 147H117V146H115ZM125 147V148H126ZM142 147V149H143V145L141 146ZM141 147H140V149H141ZM185 147V148H186ZM200 147L201 146H199V150H196V151H200V150H202V149H200ZM203 147V146H202ZM207 147H209V146H207ZM106 148V147H105ZM108 148V147H107ZM124 148V149H125ZM157 148H158V146H157ZM179 148H182V147H179ZM190 148H191V146H190ZM206 148V149H205ZM212 148V147H211ZM214 148H215V146H214ZM103 149V150H102ZM113 149V148H112ZM117 149V148H116ZM135 149V150H136ZM137 149V150H138ZM183 149H184V147H183ZM115 149H113V151H114ZM159 149L158 150H155V151H153L154 153L156 152V151H160ZM180 150V149H179ZM178 150V151H179ZM185 150V149H184ZM190 150V149H189ZM194 151H195V149H193ZM202 150V151H203ZM224 150V151H223ZM65 151V150H64ZM104 151V152H103ZM112 151V152H113ZM125 151V150H124ZM143 151V150H142ZM194 151L192 152V153H194ZM223 151V152H222ZM126 152V151H125ZM160 152V153H161ZM185 152V151H184ZM189 152V153H188ZM111 153V152H110ZM124 153V152H123ZM135 153V152H134ZM148 153H150V152H148ZM158 153V152H157ZM197 153V152H196ZM131 154H133V152H131ZM136 154V153H135ZM142 154V153H141ZM152 154V153H151ZM150 154V155H151ZM156 154V153H155ZM182 154V155H181ZM72 155H73V152H72ZM79 155V156H78ZM113 155V154H112ZM111 155V156H112ZM127 155V154H126ZM134 155V154H133ZM138 155H139V153H138ZM152 155H154V154H152ZM157 155V154H156ZM159 155H161V154H159ZM158 155V156H159ZM71 156V155H70ZM74 156V155H73ZM91 156V157H90ZM103 156V157H102ZM110 156V155H109ZM110 156V157H111ZM114 156V155H113ZM130 156V155H129ZM129 156H127V157H129ZM141 156V155H140ZM142 156L144 157V155L142 154ZM89 157V158H88ZM117 157V156H116ZM116 157H113V158H116ZM119 157V156H118ZM131 157V156H130ZM129 157V158H130ZM133 157V156H132ZM142 157V158H143ZM145 157H146V154H145ZM144 157V158H145ZM149 157V156H148ZM154 157H155V155H154ZM157 157V156H156ZM74 158V157H73ZM112 158V157H111ZM120 158V157H119ZM119 158H116V159H119ZM128 158V159H129ZM137 158V155H136V157L134 156V158H133V160L134 159H136ZM141 158V157H140ZM158 158V157H157ZM156 158V159H157ZM105 159V158H104ZM103 159V160H104ZM115 159V160H116ZM125 159V158H124ZM123 159V161H127L128 162V160H124ZM147 159V158H146ZM150 159H151V156H150ZM149 159V160H150ZM152 159H154L153 157H152ZM153 160L154 161V163H152L153 165L155 164L156 165V163H155V161H159L160 160V162L162 161V159H160V157L158 158V160ZM164 159L165 160H167V161H164ZM113 160V159H112ZM131 160L132 161V163L133 162H136V161H138L139 159H136V161L134 160ZM96 161V160H95ZM94 161V162H95ZM97 161H96V163H97ZM107 161V160H106ZM109 161V160H108ZM90 162L92 163V167H93V161L92 160H90ZM111 162V161H110ZM110 162H109V164H110ZM113 162V161H112ZM116 162V161H115ZM121 162H122V160H121ZM140 162H142V160L140 159ZM152 162V161H151ZM162 162V163H163ZM77 163V162H76ZM78 163H80V160H78ZM82 163H80V165L82 166ZM97 163V164H98ZM103 163H104V161H103ZM102 163V164H103ZM122 163H124V162H122ZM126 163V162H125ZM143 163H144V161H143ZM145 163L147 164V161L145 160ZM37 164H39V163H37ZM75 164V163H74ZM73 164V165H74ZM101 164V163H100ZM120 164V163H119ZM128 164V163H127ZM151 164V163H150ZM160 163H157V167L158 168H156L155 167V165H154V167L157 169V170H155V171H159L158 169H160L159 167H161V169L163 168V167H166V166H168L166 163H165V165L164 164H160V166H158ZM70 165V164H69ZM77 165V164H76ZM95 165V164H94ZM107 164H105V166H106ZM113 165H114V163H112V165H110L111 167H113ZM133 165H135V163L133 164ZM138 165H139V162H138ZM141 165V164H140ZM147 165H149V164H147ZM152 165V166H153ZM162 165H164L163 167H162ZM44 166V165H43ZM66 167H67V165H65ZM75 166V165H74ZM86 166V165H85ZM90 166V167H91ZM102 166H104V165H102ZM116 166H118V165H116ZM126 166V165H125ZM143 166V165H142ZM149 166H151V165H149ZM151 166V167H152ZM37 167V166H36ZM46 167H48V166H46ZM72 167V166H71ZM70 167V168H71ZM76 167V166H75ZM83 167V166H82ZM91 167V169H93ZM110 167V168H111ZM115 167V166H114ZM122 167V166H121ZM129 167H131L130 166V164H129ZM44 168V167H43ZM49 168V167H48ZM77 168V167H76ZM99 168V167H98ZM109 168V169H110ZM131 168H133V167H131ZM136 168V167H135ZM134 168V169H135ZM150 168V167H149ZM153 168V167H152ZM167 168H170L169 166L167 167ZM166 168V169H167ZM45 169V168H44ZM73 169V168H72ZM78 170L80 169V166L77 168ZM88 169V168H87ZM86 169V170H87ZM90 168L88 169V171L89 170H91ZM112 170H114L113 168H111ZM110 169V173H112V170ZM117 169V168H116ZM115 169V170H116ZM118 169H119V167H118ZM117 169V173H116V171H115V173H114V171H113V173L115 174V175H117L118 173H120V172H122V176H124V175H126V173L124 172V171H122L121 170V168H120V170H118ZM123 169V168H122ZM125 169H129V168H125ZM160 169V170H161ZM163 169H165V168H163ZM67 170L69 171H71V169H68L67 168ZM95 170H96V168H95ZM99 170V169H98ZM136 170V169H135ZM144 170H146V171H148L147 169H144ZM80 171V173H82L81 172V170H79ZM88 171L86 172V173H88ZM93 170H91V172H92ZM109 171V170H108ZM132 172H133V169L131 170ZM142 171V170H141ZM151 171H153L152 169H151ZM162 171V170H161ZM95 172V171H94ZM98 172V171H97ZM96 172V173H97ZM123 172H124V175H123ZM131 172V173H132ZM135 172H138V171H135ZM166 172V171H165ZM164 171H163V174L165 173ZM167 172H169L168 170H167ZM70 173H72V172H70ZM76 173V172H75ZM89 173H90V171H89ZM95 173V174H96ZM139 173V172H138ZM145 173V172H144ZM158 173H160V172H158ZM162 173V172H161ZM13 174V173H12ZM17 174V173H16ZM83 174V173H82ZM94 174V175H95ZM129 174V173H128ZM127 174V175H128ZM137 174V173H136ZM135 174V175H136ZM142 174H143V172H142ZM141 173L140 174H138V175H142ZM147 174H148V172H147ZM163 174H162V176H163ZM93 175V176H94ZM101 175H102V173H101ZM109 175V174H108ZM114 175V176H115ZM121 175V174H120ZM119 175V176H120ZM132 175V174H131ZM134 175V174H133ZM156 175H157V173H156ZM159 175H161V174H159ZM16 176H18V175H16ZM15 176V177H16ZM84 178H85V176L84 175H82ZM81 176V174H80V178L82 177ZM103 176V175H102ZM113 177V178H115L116 179V182L118 181V180H120L121 178L123 179V180H125V179H127V178H130V177H122V176H120V178L118 179V178H116V177H114L112 174L111 175H109L108 177ZM118 175H117V177H119ZM145 175L143 174V177H144ZM152 176V175H151ZM13 177V176H12ZM79 177V176H78ZM87 177V176H86ZM88 177H90L89 176V174H88ZM110 177V180L111 179H113V178H111ZM143 177H141V179L143 178ZM146 177V176H145ZM148 177V179L150 178V181H151V177L150 176H147ZM157 177H160V176H157ZM10 179H11V177H9ZM8 178V179H9ZM84 178H82V179H80V180H83ZM97 178H99V177H97ZM138 178V177H137ZM140 178V177H139ZM138 178V179H139ZM166 178V177H165ZM77 179H79V178H77ZM87 179V178H86ZM89 179V178H88ZM94 179H96V177H94ZM115 179H113V180H111L112 181V183L114 184V180ZM118 179V180H117ZM132 179V178H131ZM133 179H135V178H133ZM137 179V180H138ZM146 179V178H145ZM15 180V179H14ZM137 180H136V182H137ZM143 180V179H142ZM166 180V179H165ZM79 181V180H78ZM114 181V182H113ZM134 181V180H133ZM144 181V180H143ZM143 181H141V182H143ZM145 181H148V180H145ZM17 182V181H16ZM76 182V181H75ZM83 182V181H82ZM85 183L87 182V180L86 181H84ZM83 182V183H84ZM97 182V181H96ZM98 182H99V180H98ZM115 182V183H116ZM140 182V183H141ZM149 182V181H148ZM152 182V181H151ZM157 182V181H156ZM168 182V181H167ZM78 183V182H77ZM81 183V182H80ZM87 183H89V182H87ZM86 183V184H87ZM120 183V182H119ZM158 183V182H157ZM117 184V183H116ZM116 184H114V187H115V185ZM121 184V183H120ZM127 184V183H126ZM136 184V187H137V189H138V191L140 192L141 190H139V189H141L140 188V185H137V183H135ZM144 184H147V183H144ZM143 184V186H145ZM154 184V183H153ZM81 185H84V184H81ZM80 185V186H81ZM90 185V184H89ZM88 185V186H89ZM97 185V184H96ZM99 185H101V186H99V189H101L100 187H102L103 188V186H102V184L100 183ZM110 185V184H109ZM109 185H107V187L109 186ZM127 185H129V183L127 184ZM127 185H125L124 187H126ZM134 185V184H133ZM133 185H130V187H132ZM142 185V184H141ZM150 185V184H149ZM158 185V184H157ZM157 185H156V187H157ZM169 185H171V184H169ZM117 186H118V184H117ZM143 186H142V193H143V190H144V188H143ZM151 186V185H150ZM155 186V185H154ZM160 186V185H159ZM167 186V185H166ZM149 187V186H148ZM152 187V186H151ZM151 187H150V189H151ZM173 187H175L174 185H173ZM173 187H171V191L172 192H169V190H168V192H169V194H171L172 193V195H174V193H173V190H175V188L172 190V188ZM105 188V187H104ZM116 188V187H115ZM127 188V187H126ZM128 188H129V186H128ZM134 188H135V186H134ZM169 188V187H168ZM98 189V190H99ZM130 189V188H129ZM129 189H126V190H129ZM146 189H148V188H146ZM145 189V190H146ZM150 189H148V190H150ZM154 190L153 191H155V192H157L156 190H155V188H153ZM10 190H11V188H10ZM13 190V189H12ZM23 190V189H22ZM144 190V191H145ZM157 190H160V189H157ZM191 189H189V190H187L186 191V194H185V197H188L189 196V194H190V191ZM124 191V190H123ZM134 191V190H133ZM151 191H152V189H151ZM152 191V192H153ZM165 192V190L162 188V191H160V192ZM178 191V190H177ZM18 192V191H17ZM106 192V191H105ZM107 192H108V190H107ZM112 192H113V190H112ZM111 191H110V193H112ZM129 192V191H128ZM131 193H132V190L130 191ZM163 192V193H164ZM167 192V193H168ZM109 192H108V195L110 194ZM115 193V190H114V192L112 193V194H114ZM117 194L116 195H118V192H116ZM120 194H121V192H119ZM127 193V192H126ZM130 193V194H131ZM134 193H135V191H134ZM158 193V192H157ZM162 193V194H163ZM15 194V193H14ZM17 194V193H16ZM92 194V193H91ZM100 194V193H99ZM98 194V195H99ZM106 194V193H105ZM122 194H124V193H122ZM136 194V193H135ZM135 194L132 196V201H133V203L134 204H131V203H128L126 200L125 201H122L121 200V196H119V198H117L116 199V197L114 198H112V201H107L106 199V201L108 202V203H102V201H104V200H102L101 201V204L99 203L98 204V206L97 207H95L94 208V210L92 211V214H91V216L89 217V219H88V221H86L87 223L85 224V226H84V228L81 230V240L79 239L78 240V231L80 230V228H78L77 226H76V224H72V227H70V228H68L67 229V231H66V234L69 236L68 238H67V240L68 241H70L69 243H70V249H71V252L73 253V251L77 248H82V247H84V248H82V249H84L85 251H87V252H89L88 254L89 255H92L91 257H93L94 259L95 258H97V262H98V264H139V260H142L143 259V257H139V253H138V249H143V248H146L147 247V245H142V244H140V243H143V238L142 237H140V235H145L146 237H148L149 239H151V235L153 234V233H155V234H158V235H160V236H162V235H167L168 234V232L172 229V230H174V228H175V226H176V222L174 221V219L172 218V217H170L169 215H168V211H159L160 213H158V212H155L156 213V215H155V213L153 214V215H151V213H149L150 215H151V217H148L147 216V218L151 221V223H150V225L149 226H144V227H142L141 228V230H140V233H136V240H135V242H134V244H133V246L132 247H126V248H122V249H124V256H122V257H119V258H111L110 256H108L107 255V249H108V244L106 243V241H105V239H104V230H103V228L102 227H100V225H101V223L103 222V221H106L107 219H109L110 217H112V216H114L115 214H118V213H121V212H124L125 210H135V211H137L138 213H141V211L143 210L142 208H144L142 205H143V202H142V204L141 205H138V204H136L135 202H134V199H135ZM138 194H140V193H138ZM137 194V195H138ZM145 194H148V193H146L145 192ZM156 196L158 195V196H160V198H161V196H163V195H159V194H156V193H154ZM175 194H177V195H179L178 193H176V191H175ZM108 195H107V197H108ZM144 195V194H143ZM143 195H141V197L143 196ZM151 195H152V193H151ZM154 195V196H155ZM170 196L171 198H174L173 196ZM181 195V194H180ZM1 196V195H0ZM131 196V195H130ZM145 196V195H144ZM147 196V195H146ZM148 196H150V195H148ZM147 196V197H148ZM153 196V197H154ZM100 197V196H99ZM98 197V198H99ZM122 197H124V196H122ZM140 196L138 197L137 196V199L138 198H140L139 200H141L142 198H141ZM146 197V198H147ZM152 197V196H151ZM164 197V196H163ZM13 198H15V197H13ZM93 198V197H92ZM109 198H111V196L109 197ZM156 198H158V197H156ZM155 198V199H156ZM6 199V198H5ZM97 199V198H96ZM101 199V198H100ZM144 199V198H143ZM19 200V199H18ZM22 200V199H21ZM20 200V201H21ZM23 200H24V198H23ZM22 200V201H23ZM99 200V199H98ZM147 200V199H146ZM148 200H150V198L148 199ZM162 200H164V199H162ZM6 201V200H5ZM12 201L14 202V200L12 199ZM17 201V200H16ZM15 201V202H16ZM25 201V200H24ZM106 201H104V202H106ZM136 201V200H135ZM138 201V200H137ZM136 201V202H137ZM2 202V201H1ZM1 202H0V205H1ZM8 202V201H7ZM19 202V201H18ZM100 202V201H99ZM12 203V202H11ZM24 203V202H23ZM27 202L25 201V204H26ZM137 203H139V202H137ZM3 204H6V203H3ZM2 204V206L1 207H3V206H5V205H3ZM18 204V203H17ZM145 204V203H144ZM9 205H10V203H9ZM15 205V204H14ZM17 206V205H16ZM145 206V205H144ZM11 207H13L12 206V204H11ZM149 207V206H148ZM147 207V209H149ZM93 208V207H92ZM151 208H153V207H151ZM6 209H8V207L6 208ZM9 209H10V207H9ZM12 209V208H11ZM146 209V210H147ZM154 209V208H153ZM4 210V209H3ZM13 210V209H12ZM12 210H10V211H12ZM15 210V209H14ZM17 210V209H16ZM91 210V209H90ZM155 210V209H154ZM9 211V212H10ZM22 211V210H21ZM148 211V210H147ZM13 212V211H12ZM24 212V211H23ZM144 212H146L145 210H144ZM1 213V212H0ZM3 213V212H2ZM21 213V212H20ZM153 213V212H152ZM6 214H8V213H6ZM11 214V213H10ZM10 214H8V215H10ZM142 214V213H141ZM144 215H145V213H143ZM1 215V214H0ZM7 215V216H8ZM4 216H5V214H4ZM13 217V216H12ZM22 217V216H21ZM1 218V217H0ZM11 218V217H10ZM9 219V218H8ZM9 222V221H8ZM11 222V221H10ZM2 223V222H1ZM75 223V222H74ZM34 224V223H33ZM109 224H111V223H109ZM4 225H6L5 224V222H4ZM4 225H1L2 227L4 226ZM58 225V224H57ZM60 225V224H59ZM59 225H58V227H59ZM182 227L183 228H185L187 225H188V223L186 222V220H184L183 222H182ZM8 226V224L5 226V227H7ZM62 226V225H61ZM63 226H65L66 228H67V226L64 224ZM4 227V228H5ZM58 227H56V228H58ZM1 228V227H0ZM9 228V227H8ZM51 228H53V227H51ZM64 227H62L61 228V230L60 231H64V232H60L61 234L59 235V233H57L58 234V236H62L63 235V233H65V230L63 229ZM119 228V227H118ZM15 229V228H14ZM7 230V229H6ZM36 230V229H35ZM34 230V231H35ZM58 230V229H57ZM106 230V229H105ZM54 231V230H53ZM131 231V230H130ZM2 232V231H1ZM14 232V231H13ZM19 232V231H18ZM132 232H134V231H132ZM8 233V232H7ZM6 233V234H7ZM10 233V232H9ZM17 233V232H16ZM24 233V232H23ZM35 233V232H34ZM50 233V232H49ZM54 233H56V231L54 232ZM6 234L4 233V236H6ZM31 234V233H30ZM173 234L174 235H172V238L170 237V236H168L167 235V237H169V238H167V239H165L163 236H162V241H161V244H160V246L161 245H163V244H165V242H166V240H167V243H168V245H166V246H162V247H160L159 246V250H158V255H157V257L154 259V260H148L147 262H146V264H163L164 263V260H166V259H168L169 260V262L171 263V264H189L188 263V260H189V254H190V250H188L189 248H188V242H187V240H186V238L183 236V233L179 230V232L178 233H176V232H173ZM217 235H218V237H219V239L221 240V239H223V233L222 232H217ZM14 236V235H13ZM16 236H18V235H16ZM55 236V235H54ZM53 236V237H54ZM64 236V235H63ZM62 236V237H63ZM1 237H3V236H1ZM7 237H8V235H7ZM6 237V238H7ZM11 237H12V235H11ZM10 237V238H11ZM20 237V236H19ZM35 237V236H34ZM46 237V236H45ZM51 237H52V235H51ZM53 237L51 238V240L53 239ZM65 237V236H64ZM63 237V238H64ZM12 238H14V237H12ZM58 238V237H57ZM79 238H80V236H79ZM1 239V238H0ZM8 239H9V237H8ZM15 239V238H14ZM24 239V238H23ZM49 239H50V237H49ZM173 239V240H172ZM6 240V239H5ZM16 240V239H15ZM60 240H61V238H60ZM59 240V241H60ZM63 240V239H62ZM65 240V239H64ZM63 240V241H64ZM219 240V241H220ZM1 241H3V243L5 242L4 241V239L3 240H1ZM6 241H9V240H6ZM13 241V240H12ZM17 241V240H16ZM28 241V240H27ZM30 241V240H29ZM53 241L55 242V240L53 239ZM10 242H11V239H10ZM14 242V241H13ZM47 242V241H46ZM49 242V241H48ZM57 242V241H56ZM221 242V241H220ZM1 243V242H0ZM7 242H5L4 244H6ZM17 243V242H16ZM19 243V242H18ZM42 243V242H41ZM50 243V242H49ZM61 243H62V241H61ZM64 243V242H63ZM8 244V243H7ZM10 244V243H9ZM12 244V243H11ZM10 244V247L9 248H11V251H12V245ZM34 244V243H33ZM51 244V243H50ZM49 244V245H50ZM59 244V243H58ZM17 245V244H16ZM15 245V246H16ZM48 245V244H47ZM48 245V246H49ZM55 245V244H54ZM60 245V244H59ZM2 246V245H1ZM7 246V245H6ZM19 246V245H18ZM30 246V245H29ZM45 246V245H44ZM43 246V247H44ZM4 247V246H3ZM3 247H1V249L3 248ZM46 247V246H45ZM58 247V246H57ZM60 247H62V245L60 246ZM63 247H64V245H63ZM62 247V248H63ZM22 248V247H21ZM26 248V247H25ZM61 248V249H62ZM65 248V247H64ZM188 248V249H187ZM4 249V248H3ZM2 249V250H3ZM7 249V248H6ZM6 249H4V250H6ZM13 249H14V247H13ZM24 249V248H23ZM57 249V248H56ZM59 249V248H58ZM69 249V250H70ZM15 250V249H14ZM27 250V249H26ZM25 250V251H26ZM45 250V249H44ZM48 250V249H47ZM69 250H67V251H69ZM73 250V251H72ZM16 251H19V250H16ZM60 251V250H59ZM58 251V252H59ZM3 252V251H2ZM27 252V251H26ZM61 252H63V249H62V251H60V253L59 254H61ZM70 252V251H69ZM69 252H68V255H67V253H66V255L68 256V258H69ZM100 253L101 252V256H99V258L98 257H96V256H94V253ZM3 253H5V252H3ZM9 253V252H8ZM36 253H38V252H36ZM41 253V252H40ZM50 253V252H49ZM52 253V252H51ZM65 253V252H64ZM64 253H63V255H64ZM86 253V252H85ZM9 254H11V253H9ZM8 254V255H9ZM13 254V253H12ZM24 254H26V253H24ZM23 254V255H24ZM30 254V253H29ZM45 254H47V253H45ZM58 254V253H57ZM58 254V255H59ZM5 255H7V252H6V254ZM4 255V256H5ZM1 256H3L2 255V253H1ZM0 256V257H1ZM18 256H21V255H19L18 254ZM44 256V255H43ZM57 256V255H56ZM42 257V256H41ZM58 257V256H57ZM63 257H65V256H63ZM138 257H139V259H138ZM8 258V257H7ZM24 258V257H23ZM56 258V257H55ZM67 258V257H66ZM82 258V257H81ZM81 258H78V260L79 259H81ZM4 259H6V257L4 258ZM4 259H3V261H4ZM16 259V258H15ZM19 259V258H18ZM25 259V258H24ZM42 259H43V257H42ZM48 259V258H47ZM51 259V258H50ZM49 259V260H50ZM57 259H60V258H57ZM88 259V258H87ZM2 260V259H1ZM7 260V259H6ZM22 260V259H21ZM56 259H54V261H55ZM61 260V259H60ZM82 260V259H81ZM57 261V260H56ZM77 261V260H76ZM83 261V260H82ZM2 262V261H1ZM0 262V263H1ZM8 262V261H7ZM26 262V261H25ZM45 262V261H44ZM44 262H40V263H44ZM49 262V261H48ZM53 262V261H52ZM58 263H62V264H64V260L61 262H59V261H57ZM23 263H24V260H23ZM22 263V264H23ZM46 263V262H45ZM57 263V264H58ZM2 264H4V263H2ZM7 264V263H6ZM8 264H9V262H8ZM55 264V263H54ZM80 264H81V262H80Z\"/></svg>","mask_w":264,"mask_h":264},{"label":"clouds","instance_id":"clouds-1","mask_svg":"<svg viewBox=\"0 0 264 264\" xmlns=\"http://www.w3.org/2000/svg\"><path fill=\"white\" fill-rule=\"evenodd\" d=\"M109 223L113 224L116 228L119 227L120 229H127L129 231L131 230L140 233L141 228L144 226H149L151 221L146 215L138 213L135 210H125L124 212L115 214L101 223L100 227H102L104 230L105 238L108 236V233L105 231V229ZM140 237L143 238V243L140 244L147 245V247L138 249L139 257H143L142 260H139V264H146L148 260H154L157 257L159 246L163 238L162 236L155 233L151 235V239L145 235H140ZM90 264H98L97 258L93 259Z\"/></svg>","mask_w":264,"mask_h":264},{"label":"built area","instance_id":"built-area-1","mask_svg":"<svg viewBox=\"0 0 264 264\" xmlns=\"http://www.w3.org/2000/svg\"><path fill=\"white\" fill-rule=\"evenodd\" d=\"M108 236L104 239L108 244L107 255L111 258H119L124 256V249L126 247H132L136 235L132 231L127 229L116 228L113 224H109L105 230Z\"/></svg>","mask_w":264,"mask_h":264}]
</instances>
